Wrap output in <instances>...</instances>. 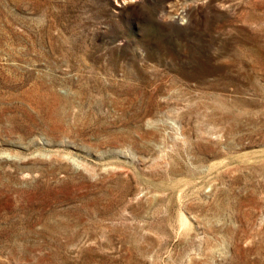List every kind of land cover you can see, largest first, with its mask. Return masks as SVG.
I'll use <instances>...</instances> for the list:
<instances>
[{"label": "rangeland", "instance_id": "obj_1", "mask_svg": "<svg viewBox=\"0 0 264 264\" xmlns=\"http://www.w3.org/2000/svg\"><path fill=\"white\" fill-rule=\"evenodd\" d=\"M0 264H264V0H0Z\"/></svg>", "mask_w": 264, "mask_h": 264}, {"label": "bare ground", "instance_id": "obj_2", "mask_svg": "<svg viewBox=\"0 0 264 264\" xmlns=\"http://www.w3.org/2000/svg\"><path fill=\"white\" fill-rule=\"evenodd\" d=\"M185 219V218H184ZM186 220V219H185ZM186 222V221H185ZM185 224V223H184Z\"/></svg>", "mask_w": 264, "mask_h": 264}]
</instances>
